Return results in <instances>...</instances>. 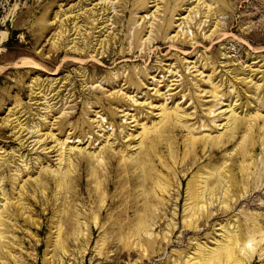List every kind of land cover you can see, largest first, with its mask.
<instances>
[{"label": "rangeland", "instance_id": "obj_1", "mask_svg": "<svg viewBox=\"0 0 264 264\" xmlns=\"http://www.w3.org/2000/svg\"><path fill=\"white\" fill-rule=\"evenodd\" d=\"M224 263L264 264V0H0V264Z\"/></svg>", "mask_w": 264, "mask_h": 264}, {"label": "bare ground", "instance_id": "obj_2", "mask_svg": "<svg viewBox=\"0 0 264 264\" xmlns=\"http://www.w3.org/2000/svg\"><path fill=\"white\" fill-rule=\"evenodd\" d=\"M158 8V7H157ZM158 10V9H157ZM154 16V15H153ZM74 30H75V28H74ZM76 32H75V34H78L79 32H78V30H75ZM93 57V56H92ZM88 59H90V58H88ZM163 114H164V116H165V112L163 111ZM173 115V114H172ZM169 117V116H168ZM163 119V117L160 119V121ZM164 121V120H163ZM169 122V121H168ZM163 124V123H162ZM154 125V124H153ZM152 125V126H153ZM164 125V124H163ZM151 126V127H152ZM154 126H156V124L154 125ZM145 128V127H144ZM143 128V129H144ZM153 129V128H152ZM148 130V129H147ZM147 130H145V131H147ZM143 132H144V130H143ZM145 133V132H144ZM146 135V134H145ZM153 135V134H152ZM151 156V155H150ZM160 175V174H159ZM197 177V176H196ZM63 178V177H62ZM60 180H62V179H60ZM200 182H202V181H200ZM217 182H219V184H220V186L222 185L221 184V182H223V178L220 176L219 177V179H217ZM204 183L206 184V180H204ZM60 185V184H59ZM165 185V184H164ZM163 184H160V182H159V184H158V188L161 190V191H164L165 190V187L166 186H164ZM219 186V185H218ZM218 186L217 185H215V186H213V187H209V189H207L208 190V192L211 194V195H213V194H215V192H216V189L218 188ZM207 187V188H208ZM167 188V187H166ZM188 188V187H187ZM222 188V187H221ZM200 189V183H196L195 185H193V187L191 188V190H189V192H187V194H188V197H187V200H189V206H190V213H189V219H193V218H196L197 216H198V211H201V209H202V203H204V202H206V199H204V200H202V198H204V195H203V192L205 191H202V190H199ZM225 192L226 191H224V194H225ZM201 203V204H200ZM204 207V206H203ZM207 207V206H206ZM196 219H198V217L196 218ZM190 222V221H189ZM140 225H141V223H140ZM224 252H225V254H226V256H227V258H229L230 257V254H231V250H230V248H229V246H226L225 247V249H224ZM227 258H226V260H227ZM209 263V262H208ZM224 264H226V263H224Z\"/></svg>", "mask_w": 264, "mask_h": 264}]
</instances>
